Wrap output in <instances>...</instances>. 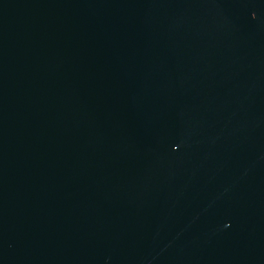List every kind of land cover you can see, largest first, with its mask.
I'll use <instances>...</instances> for the list:
<instances>
[{
  "label": "water",
  "instance_id": "obj_1",
  "mask_svg": "<svg viewBox=\"0 0 264 264\" xmlns=\"http://www.w3.org/2000/svg\"><path fill=\"white\" fill-rule=\"evenodd\" d=\"M0 264H264V0H0Z\"/></svg>",
  "mask_w": 264,
  "mask_h": 264
}]
</instances>
